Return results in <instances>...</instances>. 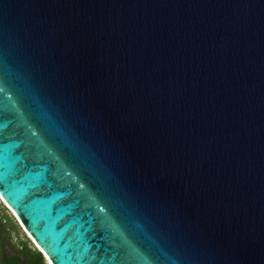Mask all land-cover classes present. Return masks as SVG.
Listing matches in <instances>:
<instances>
[{"label":"water","instance_id":"obj_1","mask_svg":"<svg viewBox=\"0 0 264 264\" xmlns=\"http://www.w3.org/2000/svg\"><path fill=\"white\" fill-rule=\"evenodd\" d=\"M3 188L50 264H264V0H0Z\"/></svg>","mask_w":264,"mask_h":264},{"label":"trees","instance_id":"obj_2","mask_svg":"<svg viewBox=\"0 0 264 264\" xmlns=\"http://www.w3.org/2000/svg\"><path fill=\"white\" fill-rule=\"evenodd\" d=\"M2 208H6L1 204ZM0 210V264H49L43 253L28 236L13 241L12 231H17L14 216Z\"/></svg>","mask_w":264,"mask_h":264},{"label":"rangeland","instance_id":"obj_3","mask_svg":"<svg viewBox=\"0 0 264 264\" xmlns=\"http://www.w3.org/2000/svg\"><path fill=\"white\" fill-rule=\"evenodd\" d=\"M1 204L6 207V208H2V206L0 205V210H2L1 212L6 213V214H10L14 216V220L17 224V231H12V235H13V241H17L18 238H22L24 235L28 236L32 242V244L37 247L39 249V247L35 244V242L31 239L30 235L26 232V230L24 229V227L22 226V224L20 223V221L17 219V217L13 214V212L11 211V209L7 206V204L0 198ZM44 255V254H43ZM45 256V255H44ZM46 258V256H45ZM47 262L50 264L49 260L46 258Z\"/></svg>","mask_w":264,"mask_h":264},{"label":"snow or ice","instance_id":"obj_4","mask_svg":"<svg viewBox=\"0 0 264 264\" xmlns=\"http://www.w3.org/2000/svg\"><path fill=\"white\" fill-rule=\"evenodd\" d=\"M17 182V180L16 179H13L12 180V183L14 184V183H16ZM6 193V189L5 188H3V192L2 193H0V194H5Z\"/></svg>","mask_w":264,"mask_h":264}]
</instances>
